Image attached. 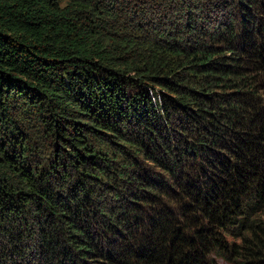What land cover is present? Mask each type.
Returning <instances> with one entry per match:
<instances>
[{
  "label": "trees",
  "instance_id": "trees-1",
  "mask_svg": "<svg viewBox=\"0 0 264 264\" xmlns=\"http://www.w3.org/2000/svg\"><path fill=\"white\" fill-rule=\"evenodd\" d=\"M0 264H264V0H0Z\"/></svg>",
  "mask_w": 264,
  "mask_h": 264
}]
</instances>
